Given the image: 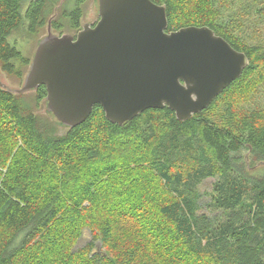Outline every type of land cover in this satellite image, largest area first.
Instances as JSON below:
<instances>
[{"label": "trees", "instance_id": "1", "mask_svg": "<svg viewBox=\"0 0 264 264\" xmlns=\"http://www.w3.org/2000/svg\"><path fill=\"white\" fill-rule=\"evenodd\" d=\"M54 1L0 0L2 70L22 75L18 64L30 61L8 37L24 19L31 30L42 26ZM152 1L165 6L166 31L207 25L248 64L185 120L165 106L118 125L95 104L84 122L57 135L42 127L23 93L0 86V140L18 146L4 176L0 169V264H176L182 257L264 264V171L250 173L264 165V109L237 115L226 103L219 122L207 113L264 67V48L244 46L219 24L215 0ZM84 2L62 7L70 28L80 29ZM48 22L62 29L54 15ZM33 91L36 104L46 101L44 85ZM244 148L248 164L239 154ZM15 153L24 155L18 165ZM205 179L210 189L199 192ZM84 229L89 237L77 245Z\"/></svg>", "mask_w": 264, "mask_h": 264}, {"label": "water", "instance_id": "2", "mask_svg": "<svg viewBox=\"0 0 264 264\" xmlns=\"http://www.w3.org/2000/svg\"><path fill=\"white\" fill-rule=\"evenodd\" d=\"M98 18L75 34L38 42L23 93L44 85L46 108L63 127L85 121L95 104L121 125L146 109L180 120L205 109L241 75L248 57L207 25L166 31L165 6L152 0H97Z\"/></svg>", "mask_w": 264, "mask_h": 264}, {"label": "rangeland", "instance_id": "3", "mask_svg": "<svg viewBox=\"0 0 264 264\" xmlns=\"http://www.w3.org/2000/svg\"><path fill=\"white\" fill-rule=\"evenodd\" d=\"M74 0H55L50 9H47L48 15L59 19L62 29L56 30L51 28L49 24V16L42 26L37 27L35 30L29 29L28 22L24 19V22L17 27L9 35L8 41L14 44L16 48L21 52L23 57L32 60L38 42L42 37L48 34L70 33L75 34L77 29L70 28L69 23L64 17L61 16L62 7L72 8ZM216 8L219 10L217 22L221 25L228 24L232 30V34L238 37V40L244 46L259 45L264 48V0H215ZM54 8H56L54 12ZM82 15L80 17V24L94 23L98 18V2L97 0H85L81 7ZM54 12V13H53ZM53 13V14H52ZM22 71L21 76H17L14 73H7L1 69L0 64V82L10 88H18L22 85L24 75L28 71L29 64L17 66ZM21 98L26 101L33 113L38 117L43 128H49L54 133L61 134L66 130L56 120L55 116L47 111L46 101L42 100L36 104L35 91L29 90L23 92ZM226 103H232L233 109L237 115L244 114L254 109H264V67L253 72H249L242 80L236 83L230 88L225 95L218 99L207 111L208 115L215 121L221 120V113ZM19 145V143H18ZM135 147V144L132 145ZM18 147V146H17ZM14 143L7 139L0 140V165L4 162V166H0L2 170V176L7 172V167L11 161L13 152L17 149ZM133 147H130L131 153ZM141 150L140 147H135ZM17 153V152H16ZM15 153L17 158L16 165L24 156ZM239 154L243 157V161L247 164L251 155L247 152V149H242ZM12 163V162H11ZM264 171V165L258 164L250 173L259 174ZM211 185V179H205L199 185V192L209 191ZM206 196H202L199 200L200 203L205 201ZM118 210V208L116 209ZM89 237V231L84 229L82 237L77 245L82 244ZM185 257H182L176 262V264H205L206 261L193 259L188 262Z\"/></svg>", "mask_w": 264, "mask_h": 264}, {"label": "flooded vegetation", "instance_id": "4", "mask_svg": "<svg viewBox=\"0 0 264 264\" xmlns=\"http://www.w3.org/2000/svg\"><path fill=\"white\" fill-rule=\"evenodd\" d=\"M93 24V23H92Z\"/></svg>", "mask_w": 264, "mask_h": 264}]
</instances>
